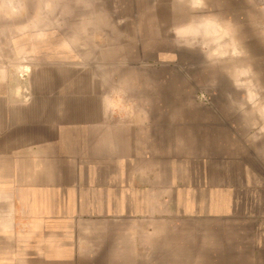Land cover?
Here are the masks:
<instances>
[{
    "label": "crops",
    "instance_id": "obj_1",
    "mask_svg": "<svg viewBox=\"0 0 264 264\" xmlns=\"http://www.w3.org/2000/svg\"><path fill=\"white\" fill-rule=\"evenodd\" d=\"M48 13L44 38L26 35L41 54L0 84V264L123 261L135 230L165 254L167 227L189 230L174 244L196 246L191 262L264 264V141L235 151L182 126V64L160 43L180 16L154 32V13L118 16L141 39L115 26L98 48L99 31L87 61Z\"/></svg>",
    "mask_w": 264,
    "mask_h": 264
},
{
    "label": "rangeland",
    "instance_id": "obj_2",
    "mask_svg": "<svg viewBox=\"0 0 264 264\" xmlns=\"http://www.w3.org/2000/svg\"><path fill=\"white\" fill-rule=\"evenodd\" d=\"M209 2V10L212 13L231 21L234 25L237 38L247 53L246 62L252 64L261 81L264 82V0H209ZM96 9L99 13L94 9L90 15L81 20V16L85 13L76 7L75 0H0V59H10L8 49L11 47H30L31 39L26 35H30L31 30L34 34L41 33L38 30L46 27L45 18L47 14L49 17L48 11L54 15L55 28L65 27L71 31L75 49H79L87 61L93 58V48H95L91 45L89 36L92 37L99 31L103 33V37L97 38L95 46L98 48L100 41L102 46L109 44L108 33L116 29L115 26L119 31L125 28V25H133L134 33L139 34L137 39H141L139 26L141 23L136 18L133 22H125V19H117L118 16L132 14L136 17V14L143 11L154 13L150 16L149 23L147 22L154 32L158 25L163 27L164 24L165 26L170 24L158 21V13L161 18L162 11L168 17L177 14L173 9V0H98ZM98 14L103 17V22L100 24H97L95 19ZM168 31L169 29L163 31L166 36L160 39L161 47L170 50L172 49L170 46H173L176 55L174 59L166 54L164 61L181 62L182 75L185 77L182 78L181 93L182 126L192 129H214V137L218 143L223 142L226 144L224 147L238 151L237 141L246 143L250 141L247 139V133L240 126L239 116L229 109L227 94L238 95L231 81L218 69L209 68L199 50L177 47ZM20 32L26 34L19 38L17 34ZM153 32L152 34H157ZM150 47L153 49V54H150L149 62L159 61L154 52L158 46L151 44ZM134 60H140L139 56L137 58L135 56ZM160 61H163V58ZM168 94L170 93L167 91V97ZM135 233H139L137 236L139 239L135 238L133 256L127 255L126 260L118 262L91 261L86 264H197L195 261H190L194 256L190 251L196 246L174 244L175 240L180 242L182 238H186L188 242L189 230L175 233L172 228L167 227L165 254H161V249L164 247L158 246L156 231L154 233L151 230L147 233L135 230ZM197 249L205 252L204 245L198 246ZM161 258H165L164 263H159L158 259Z\"/></svg>",
    "mask_w": 264,
    "mask_h": 264
},
{
    "label": "clouds",
    "instance_id": "obj_3",
    "mask_svg": "<svg viewBox=\"0 0 264 264\" xmlns=\"http://www.w3.org/2000/svg\"><path fill=\"white\" fill-rule=\"evenodd\" d=\"M97 3L98 0H75L76 7L85 13L80 19H85L94 9L99 13ZM173 9L180 16L169 29L173 43L177 47L199 50L209 68L218 69L231 81L238 95L227 94L229 109L239 116L248 141L252 144L264 141V82L252 64L246 62L247 53L237 38L234 25L212 13L209 0H173ZM95 19L97 24L103 22L99 14ZM189 29L191 31H187ZM36 38L44 37L38 34ZM8 50L10 59H0V84L22 80L15 67L26 66L41 54L20 46ZM9 226L5 223L4 230Z\"/></svg>",
    "mask_w": 264,
    "mask_h": 264
}]
</instances>
